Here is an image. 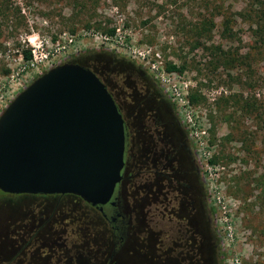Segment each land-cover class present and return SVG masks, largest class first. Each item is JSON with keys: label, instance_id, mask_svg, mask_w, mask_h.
<instances>
[{"label": "rangeland", "instance_id": "rangeland-1", "mask_svg": "<svg viewBox=\"0 0 264 264\" xmlns=\"http://www.w3.org/2000/svg\"><path fill=\"white\" fill-rule=\"evenodd\" d=\"M77 1L9 0L19 18L0 12V25L10 24L0 32V115L55 65H139L174 102L195 150L222 264H264V0Z\"/></svg>", "mask_w": 264, "mask_h": 264}, {"label": "flooded vegetation", "instance_id": "flooded-vegetation-1", "mask_svg": "<svg viewBox=\"0 0 264 264\" xmlns=\"http://www.w3.org/2000/svg\"><path fill=\"white\" fill-rule=\"evenodd\" d=\"M107 58L86 67L123 118L121 180L102 205L72 193L0 189L11 204L0 221V264H222L201 169L174 102L146 69Z\"/></svg>", "mask_w": 264, "mask_h": 264}, {"label": "water", "instance_id": "water-1", "mask_svg": "<svg viewBox=\"0 0 264 264\" xmlns=\"http://www.w3.org/2000/svg\"><path fill=\"white\" fill-rule=\"evenodd\" d=\"M124 122L105 84L72 62L35 78L0 115V189L107 203L122 178Z\"/></svg>", "mask_w": 264, "mask_h": 264}, {"label": "trees", "instance_id": "trees-1", "mask_svg": "<svg viewBox=\"0 0 264 264\" xmlns=\"http://www.w3.org/2000/svg\"><path fill=\"white\" fill-rule=\"evenodd\" d=\"M73 1L76 4L79 3V1H77V0H73ZM92 2H95V0H91V1L90 0H85L81 5L83 7H86L89 3H92ZM0 12L3 13V15L12 16V17L16 16V19H17V17H18L17 14L19 13V9L17 10V8H13V7L9 6V0H0ZM262 12L264 13V11H262ZM4 25H7V26H4ZM4 27L8 28V27H10V24L6 23V24H1L0 25L1 34L5 31ZM108 32L112 35V34L115 33V29L114 28H110V29H108ZM0 46H2V45L0 44ZM22 57H23L24 60H27V61L30 60L32 58L31 51L27 50V49L23 50ZM166 69L169 72H182L185 69V66L184 65L177 66L176 64L168 63ZM5 71H7V70H5ZM199 100H200V95L199 94L192 92L189 95V101L191 103H197ZM210 162L214 163V160H210Z\"/></svg>", "mask_w": 264, "mask_h": 264}, {"label": "built area", "instance_id": "built-area-1", "mask_svg": "<svg viewBox=\"0 0 264 264\" xmlns=\"http://www.w3.org/2000/svg\"><path fill=\"white\" fill-rule=\"evenodd\" d=\"M105 39L107 40V41H111V40H114V37L113 36H105ZM32 59V58H31ZM30 59V60H31ZM30 60H28V61H30ZM32 64H33V62H32ZM187 102H188V100H187Z\"/></svg>", "mask_w": 264, "mask_h": 264}]
</instances>
